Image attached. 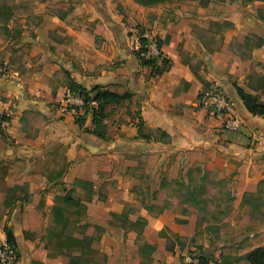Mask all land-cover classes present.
<instances>
[{
	"label": "crops",
	"instance_id": "1",
	"mask_svg": "<svg viewBox=\"0 0 264 264\" xmlns=\"http://www.w3.org/2000/svg\"><path fill=\"white\" fill-rule=\"evenodd\" d=\"M83 7L93 12L92 3ZM152 10L137 14L134 48L105 23L78 32L77 18L71 26L65 14L46 20L41 38L55 27L62 38L43 42L34 72L0 80V242L9 231L21 264H182L188 252L207 264H249L243 257L264 247V118L250 114L236 92L264 103L254 91L264 78V0H227L212 17L204 8L175 11L174 19ZM69 38L71 47L60 45ZM141 38L149 52L161 44L149 57L170 62L162 75L141 66ZM71 81L132 96L106 109V139L90 133L91 112L64 108ZM215 86L234 104L238 131L207 111L202 99ZM190 186H205L229 211L207 221L199 205L206 196H191ZM69 192L84 207L73 214L80 231L67 233L86 240L80 252L48 235L53 208ZM247 195L260 205H245Z\"/></svg>",
	"mask_w": 264,
	"mask_h": 264
},
{
	"label": "rangeland",
	"instance_id": "2",
	"mask_svg": "<svg viewBox=\"0 0 264 264\" xmlns=\"http://www.w3.org/2000/svg\"><path fill=\"white\" fill-rule=\"evenodd\" d=\"M226 1L227 0H166L163 4L151 7L153 10L150 14L156 17L163 10H169L171 11L170 14L174 15V17L172 16L174 19L177 17L175 11L181 10V12H183L182 10L185 9V12L197 15V12H199L201 8H204L205 16L212 17L214 13H216V5ZM84 3H92L94 5L93 12L87 11V9L83 7ZM75 4L79 5L80 10L78 12H75L77 7ZM137 5L138 4L134 0H0V70H6L8 73L6 78L0 73V80L17 82L16 79L11 76L13 72L25 74V72H34L38 68V64L41 62L42 52L44 51L43 42H47V44L51 45L52 42L48 37H51L50 34L54 33L57 34L59 38H62V36L57 33L58 30L60 31V28L56 27V29H46V32H48L46 34L47 39L41 38V32L43 31L42 26L44 27L45 21H51L57 18V15L61 16L65 14V16H67L66 24L70 26L72 25V21L77 18L79 22H81V25L78 24L75 26L78 32H81L83 29L93 32L97 24L105 23L109 26L108 29L113 31L115 36H125L127 38L126 40L131 42L134 48L137 45V37L141 34V25L137 24V14H143L150 8L140 5L137 7ZM94 15H96V18L99 17V19H97V21H90L93 20ZM66 32L67 30H64V33ZM96 41L97 45H99V37H97ZM74 42L75 40L72 38L64 39L60 45L71 47ZM54 49L57 50V47ZM12 106L13 104L11 107ZM189 178L190 183H192V178L195 177L191 176ZM205 180L208 181L206 177ZM188 189L191 196L192 193L197 197L206 196V199H204L205 201L202 202L203 204L200 203L199 205L203 211L204 219L207 221H219L220 219L215 215H218L219 212L221 216L222 213L226 214L229 211L228 209L231 205L227 203L220 204L215 201L214 199L218 197L212 196L205 186H190ZM222 189L221 187L218 190L222 193V200H224L227 198V192ZM262 190L264 191V188ZM260 203V200H257L254 205L258 207ZM58 206L65 208L64 216L69 222L66 233L70 231L73 232V230L79 232L80 230L77 229L79 218H76L73 214L80 215L82 209L70 208L62 203H58ZM61 228L62 227L57 224L55 220L50 221L48 235H50V241L53 244H58L60 242L57 237L61 232ZM92 260L102 262L103 259L97 255H92Z\"/></svg>",
	"mask_w": 264,
	"mask_h": 264
},
{
	"label": "trees",
	"instance_id": "3",
	"mask_svg": "<svg viewBox=\"0 0 264 264\" xmlns=\"http://www.w3.org/2000/svg\"><path fill=\"white\" fill-rule=\"evenodd\" d=\"M138 5L142 7H154L166 2V0H134ZM183 1V0H179ZM188 1H196V0H188ZM233 1V0H232ZM247 2H252L254 0H245ZM140 42V49L136 52V56L138 57L141 66L148 67L153 69L154 75H162L166 72L170 66V62L165 59L161 58V62L158 63L157 58L147 57L149 52L148 50V40L146 38H141ZM156 48L158 51L161 49V44L157 42ZM68 91L83 99L85 106L82 108L84 109L85 113H92V125L93 129L90 131L93 135L101 138L106 139L107 131L104 121L107 118L106 109L109 106L113 105H122L126 101L131 100L132 96L130 94L119 95L117 93L111 92L109 90L103 89L102 87H95L91 90H87L73 81H71L68 85ZM255 92L261 91L264 94V78L257 79V88L254 90ZM237 95L243 102L247 111L252 114L253 116H260L264 118V103H262L258 96L253 94L252 92H246L240 87L236 88ZM92 103L97 104L96 109H90V105ZM78 110V109H77ZM77 123L80 122L79 118L76 119ZM264 184V182H263ZM71 192H69L65 197L60 199V202L69 207H76L81 208L82 211L84 207L81 204L75 202L71 197ZM262 194V193H261ZM193 195V193H192ZM245 200V205H250L256 207L254 204L256 201L253 199L252 195H247ZM65 208L62 206L55 205L53 208L54 220L57 224H59L61 228V232L57 237L59 239L58 245L61 248H66L67 250H72L76 248L79 252L84 251L86 240H80L70 236L66 233V228L69 226L68 220L64 216ZM67 221V222H66ZM7 241L16 248L14 243V239L9 231H7ZM88 251L89 243H88ZM92 255H95L92 253ZM249 264H264V247L256 248L253 251L249 252L247 255L243 257ZM200 264H207V260L203 257H199ZM69 264H82L80 258H72Z\"/></svg>",
	"mask_w": 264,
	"mask_h": 264
},
{
	"label": "built area",
	"instance_id": "4",
	"mask_svg": "<svg viewBox=\"0 0 264 264\" xmlns=\"http://www.w3.org/2000/svg\"><path fill=\"white\" fill-rule=\"evenodd\" d=\"M149 49L148 57L153 52L158 56L156 44L151 45ZM0 73L5 78L8 75L6 70H0ZM202 100L209 114L214 117L223 118V126L226 130L238 131L241 128V124L235 115L236 109L234 104L221 86L213 87L204 95ZM63 105L66 110L73 109L76 111L83 108L85 103L83 99L67 91L63 97ZM199 257L196 253L188 252L183 257L182 264H200ZM0 264H21L17 249L7 240L0 242Z\"/></svg>",
	"mask_w": 264,
	"mask_h": 264
}]
</instances>
